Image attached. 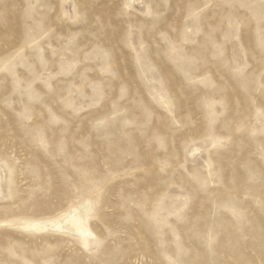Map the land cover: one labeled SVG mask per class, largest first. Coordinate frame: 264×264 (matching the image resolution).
Segmentation results:
<instances>
[{
    "label": "rangeland",
    "instance_id": "obj_1",
    "mask_svg": "<svg viewBox=\"0 0 264 264\" xmlns=\"http://www.w3.org/2000/svg\"><path fill=\"white\" fill-rule=\"evenodd\" d=\"M253 249L264 0H0V264H236Z\"/></svg>",
    "mask_w": 264,
    "mask_h": 264
},
{
    "label": "bare ground",
    "instance_id": "obj_2",
    "mask_svg": "<svg viewBox=\"0 0 264 264\" xmlns=\"http://www.w3.org/2000/svg\"><path fill=\"white\" fill-rule=\"evenodd\" d=\"M66 220H71L74 225L76 226L77 230L82 234V236H85L87 233L90 232L88 226L84 224L82 219L78 216L70 215L66 218ZM18 226L21 227H30V226H35L37 228L41 227L40 224L36 221H26V220H18L15 223ZM85 245L87 244L86 238H84ZM255 250V255L250 258V260L247 261H241L239 260L236 264H264V252H260L259 250Z\"/></svg>",
    "mask_w": 264,
    "mask_h": 264
}]
</instances>
